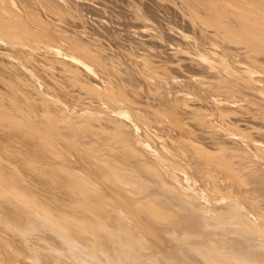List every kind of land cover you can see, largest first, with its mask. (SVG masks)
I'll return each mask as SVG.
<instances>
[{"label":"bare ground","instance_id":"1","mask_svg":"<svg viewBox=\"0 0 264 264\" xmlns=\"http://www.w3.org/2000/svg\"><path fill=\"white\" fill-rule=\"evenodd\" d=\"M0 264H264V0H0Z\"/></svg>","mask_w":264,"mask_h":264}]
</instances>
